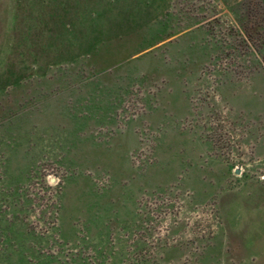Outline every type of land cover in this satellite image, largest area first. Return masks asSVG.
I'll return each mask as SVG.
<instances>
[{
	"label": "rangeland",
	"instance_id": "obj_1",
	"mask_svg": "<svg viewBox=\"0 0 264 264\" xmlns=\"http://www.w3.org/2000/svg\"><path fill=\"white\" fill-rule=\"evenodd\" d=\"M264 0H0V264H264Z\"/></svg>",
	"mask_w": 264,
	"mask_h": 264
},
{
	"label": "trees",
	"instance_id": "obj_2",
	"mask_svg": "<svg viewBox=\"0 0 264 264\" xmlns=\"http://www.w3.org/2000/svg\"><path fill=\"white\" fill-rule=\"evenodd\" d=\"M262 45H264V38L262 39Z\"/></svg>",
	"mask_w": 264,
	"mask_h": 264
}]
</instances>
